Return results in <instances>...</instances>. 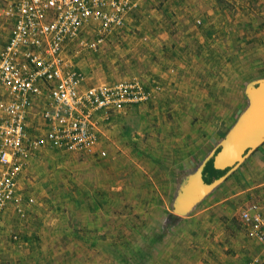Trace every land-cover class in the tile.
Masks as SVG:
<instances>
[{
  "label": "rangeland",
  "instance_id": "1",
  "mask_svg": "<svg viewBox=\"0 0 264 264\" xmlns=\"http://www.w3.org/2000/svg\"><path fill=\"white\" fill-rule=\"evenodd\" d=\"M126 24L128 36L97 49L76 45L65 59L94 83L136 77L150 99L103 121L104 156L42 147L24 161L15 196L24 214L13 204L1 214L0 264H236L243 257L238 210L255 195L237 199L251 181L242 170L188 215L171 218V201L179 176L197 167L246 106L245 84L264 77V0H141ZM209 226L217 248L205 263L193 252ZM189 240L187 253L181 247Z\"/></svg>",
  "mask_w": 264,
  "mask_h": 264
},
{
  "label": "built area",
  "instance_id": "2",
  "mask_svg": "<svg viewBox=\"0 0 264 264\" xmlns=\"http://www.w3.org/2000/svg\"><path fill=\"white\" fill-rule=\"evenodd\" d=\"M140 1L0 0V24L8 29L0 47V217L8 204L23 216L15 203L16 178L37 149L104 156L103 121H111L112 111L150 99L136 77L78 89L83 73L65 59L71 44L97 49L115 30L121 32ZM35 108L45 123L36 134L27 127ZM238 219L244 234L264 248V193L244 203Z\"/></svg>",
  "mask_w": 264,
  "mask_h": 264
},
{
  "label": "water",
  "instance_id": "3",
  "mask_svg": "<svg viewBox=\"0 0 264 264\" xmlns=\"http://www.w3.org/2000/svg\"><path fill=\"white\" fill-rule=\"evenodd\" d=\"M246 106L220 140L193 171L186 172L178 182L171 201L172 215L184 216L213 188L224 181L264 142V77L250 80L244 86ZM212 159L213 167L227 169L219 177L205 182L203 170Z\"/></svg>",
  "mask_w": 264,
  "mask_h": 264
},
{
  "label": "crops",
  "instance_id": "4",
  "mask_svg": "<svg viewBox=\"0 0 264 264\" xmlns=\"http://www.w3.org/2000/svg\"><path fill=\"white\" fill-rule=\"evenodd\" d=\"M179 1V0H177ZM141 2V1H140ZM189 2L188 1H184L183 2V5H187ZM135 9V8H134ZM132 11V10H131ZM130 11V12H131ZM129 12V13H130ZM128 13V14H129ZM126 30H127V24H125L124 28L122 29V31H118V30H115L112 35L109 37L110 38H119V37H123V36H128L129 34L126 33ZM7 32H8V29H7V25L6 24H0V40L6 41V38H7ZM126 33V34H125ZM112 40V39H111ZM76 48V45L74 44H71L67 51L70 50V48ZM77 52V50H76ZM75 52V53H76ZM67 55V54H66ZM65 55V56H66ZM69 61V60H68ZM68 64H71L70 62ZM72 67H75V68H78L80 69L78 66L76 67L75 65L71 64ZM81 70V69H80ZM82 71V70H81ZM157 71V70H156ZM83 73V71H82ZM112 80H115V79H112ZM112 80H106V81H112ZM100 82V81H99ZM103 82V81H101ZM97 83V82H95ZM94 82H91V79L90 77H88V75L84 74L83 73V78L80 80V82L78 83V89H83L85 88L86 86L88 85H91V84H95ZM143 85L146 87V85L143 83ZM147 88V87H146ZM155 97V96H153ZM161 97V96H160ZM135 106L134 104H131L129 105L128 107H131V106ZM138 105V104H136ZM128 109L127 107L124 108V109H121V110H126ZM120 111V110H119ZM117 111H112L110 114H111V121L113 123L114 121V117H112L114 115V113H116ZM113 113V115H112ZM182 116H184L183 114H181ZM177 116H180V115H177ZM190 119V117L188 118V120ZM28 122H27V127L28 129H33V127L37 124L39 127H41V132L44 131V125L45 123L43 122V120L40 118L39 116V113L37 112V109H33V112L30 113L28 115V118H27ZM110 121V122H111ZM114 124H112L113 126ZM232 126V125H231ZM230 126V127H231ZM43 130V131H42ZM228 130H226L225 132H223V134L221 135V138L214 144V147L212 149H214L218 143L220 142V140L223 138V136L226 134ZM51 148V147H49ZM210 149L207 154H209L211 152ZM34 155V154H33ZM186 167V166H185ZM182 168H184L182 166ZM242 170V177L243 178H247V177H250L249 180L250 181V184H246L242 187V189H239L236 194H237V199L240 200L239 202L240 203H243V202H246L247 199L250 198V196H253L252 198H250V200L254 199L258 194L260 193H264V142L258 146L240 165L238 168H236L234 171L236 170ZM238 170V171H239ZM233 171V172H234ZM232 172V173H233ZM186 173V172H185ZM183 175H180V177H183ZM181 179V178H180ZM179 179V180H180ZM247 180V179H245ZM237 202V201H236ZM205 209V208H204ZM208 209H205L203 210L201 213H205L207 216H210V214H212L210 211H207ZM4 211V210H3ZM191 211V210H190ZM3 213V212H2ZM1 213V214H2ZM188 215V213L186 214ZM204 215V217L207 218V216ZM190 217H192L191 215H189L187 217V219H189ZM214 230L211 229V227L209 226L208 230H206V233L204 234L203 236V245L200 246V244L197 245V247L195 249H198L200 247H202L201 249L199 250H196L193 252V256L194 257H198L197 258H200L201 260H204L205 263H211V255H213V253H215V249L217 248V246L215 245V242H210L211 239H212V236L211 233L213 232ZM245 235V234H244ZM246 236V235H245ZM247 238V244L244 242L243 245H241V247H239V249L242 250V254H243V257H241L240 260H238V262L236 264H244L245 262L247 261H250L252 260L253 258H257L258 262L257 264H264V248H262L257 242H255L254 240ZM177 248V247H176ZM182 249H184L185 251H190L193 249V243L191 244V240L188 241V244L186 243H183L182 244ZM190 249V250H189ZM244 252H247V253H243ZM198 252V253H197ZM176 253V251H175ZM208 254V256L206 255ZM206 255V256H205ZM244 261H243V259ZM209 260V261H208Z\"/></svg>",
  "mask_w": 264,
  "mask_h": 264
},
{
  "label": "trees",
  "instance_id": "5",
  "mask_svg": "<svg viewBox=\"0 0 264 264\" xmlns=\"http://www.w3.org/2000/svg\"><path fill=\"white\" fill-rule=\"evenodd\" d=\"M92 155H95V156H99L98 154L96 153H93ZM227 169H224V170H219V169H216L213 167V164H212V159H210L205 167H204V170H203V180L205 182H210L211 180L219 177L221 174H223ZM171 218H173L174 216L171 214L170 215Z\"/></svg>",
  "mask_w": 264,
  "mask_h": 264
}]
</instances>
